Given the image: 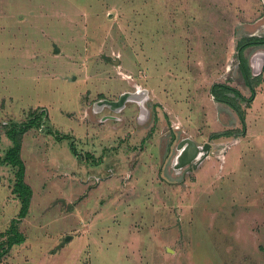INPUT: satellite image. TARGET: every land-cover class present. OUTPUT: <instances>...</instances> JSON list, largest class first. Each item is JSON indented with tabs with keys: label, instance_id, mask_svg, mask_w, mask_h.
<instances>
[{
	"label": "rangeland",
	"instance_id": "374dc122",
	"mask_svg": "<svg viewBox=\"0 0 264 264\" xmlns=\"http://www.w3.org/2000/svg\"><path fill=\"white\" fill-rule=\"evenodd\" d=\"M251 36L264 0H0V232L21 206L8 130L48 109L22 135L26 239L0 264H264V44L238 47ZM217 82L242 93L245 124ZM191 143L208 157L181 160Z\"/></svg>",
	"mask_w": 264,
	"mask_h": 264
},
{
	"label": "trees",
	"instance_id": "16d2710c",
	"mask_svg": "<svg viewBox=\"0 0 264 264\" xmlns=\"http://www.w3.org/2000/svg\"><path fill=\"white\" fill-rule=\"evenodd\" d=\"M254 44H264V37L251 36L238 41V47L240 48V50H243V48H245L246 46ZM241 59L244 75L247 79H249L251 75L250 68L247 59L243 56L242 53ZM212 92L215 95L216 100L226 102L233 106L240 115L242 122L245 124L244 109L236 100L238 96H243L237 88L227 83L217 82L213 85ZM231 92H234V95H231ZM47 114V107H40L36 110L31 111L29 113V118L22 121L19 128H11L8 130V135L13 140V145H11L6 150L5 156L2 158V160L17 167L15 173L16 180L12 190L19 197L21 206L18 216L12 218L9 227L6 230L0 232L2 236H6L5 239L0 242V258L14 244L21 243L26 239L25 234L18 227V221L23 217H26L29 213L30 202L33 195V188L25 179L26 166L21 155L22 135L31 127H39L43 123H45L48 117ZM224 133L229 134L231 133V131H225Z\"/></svg>",
	"mask_w": 264,
	"mask_h": 264
},
{
	"label": "bare ground",
	"instance_id": "6f19581e",
	"mask_svg": "<svg viewBox=\"0 0 264 264\" xmlns=\"http://www.w3.org/2000/svg\"><path fill=\"white\" fill-rule=\"evenodd\" d=\"M142 90L140 89V87H138V92L136 93H141ZM132 95V94H131ZM112 107H116L114 105H112ZM119 107H116V109H118ZM208 147H195V145L193 143L189 144L188 147L184 150V152L180 155V159L181 160H185V161H190L192 159L195 158H203V157H208ZM224 159V156H223Z\"/></svg>",
	"mask_w": 264,
	"mask_h": 264
},
{
	"label": "water",
	"instance_id": "95a60500",
	"mask_svg": "<svg viewBox=\"0 0 264 264\" xmlns=\"http://www.w3.org/2000/svg\"><path fill=\"white\" fill-rule=\"evenodd\" d=\"M128 95H131V93L124 92V93L121 94L120 98L117 99V100L102 99V100H100V103H102V104L103 103H108L110 105H114L116 107H119V106H121L124 103V101L126 100Z\"/></svg>",
	"mask_w": 264,
	"mask_h": 264
},
{
	"label": "crops",
	"instance_id": "0c3cea01",
	"mask_svg": "<svg viewBox=\"0 0 264 264\" xmlns=\"http://www.w3.org/2000/svg\"><path fill=\"white\" fill-rule=\"evenodd\" d=\"M25 179H26V175H25Z\"/></svg>",
	"mask_w": 264,
	"mask_h": 264
}]
</instances>
